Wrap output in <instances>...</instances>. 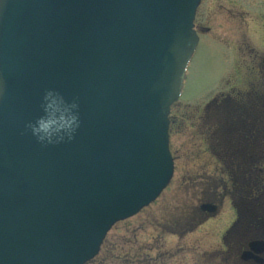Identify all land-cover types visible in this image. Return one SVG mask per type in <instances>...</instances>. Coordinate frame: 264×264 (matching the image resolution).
I'll list each match as a JSON object with an SVG mask.
<instances>
[{
    "label": "water",
    "instance_id": "95a60500",
    "mask_svg": "<svg viewBox=\"0 0 264 264\" xmlns=\"http://www.w3.org/2000/svg\"><path fill=\"white\" fill-rule=\"evenodd\" d=\"M200 1L0 0V264H87L168 186ZM49 88L78 98L71 141L27 127Z\"/></svg>",
    "mask_w": 264,
    "mask_h": 264
},
{
    "label": "flooded vegetation",
    "instance_id": "af4514ba",
    "mask_svg": "<svg viewBox=\"0 0 264 264\" xmlns=\"http://www.w3.org/2000/svg\"><path fill=\"white\" fill-rule=\"evenodd\" d=\"M239 26L244 38L235 51L252 54L251 63L243 67L250 74L217 97L211 112L198 113V121L221 122L224 117L225 124L186 130L191 138L184 140L174 157L183 183H192L195 190L199 186L201 196H196L194 207L179 213L173 232L176 246L162 247L172 264H264L263 56L248 45L242 17ZM221 110L227 113L222 115ZM182 121L177 119L179 125ZM206 188H211L208 196L212 198H204ZM225 202L229 207L220 215ZM211 220L223 227L218 242L206 247L199 240L185 241Z\"/></svg>",
    "mask_w": 264,
    "mask_h": 264
},
{
    "label": "rangeland",
    "instance_id": "374dc122",
    "mask_svg": "<svg viewBox=\"0 0 264 264\" xmlns=\"http://www.w3.org/2000/svg\"><path fill=\"white\" fill-rule=\"evenodd\" d=\"M240 17L247 23V43L263 56L261 60L264 66V0L200 1L194 20L199 43L188 64L180 99L170 110L172 123L169 135L173 158L179 146L190 137L186 130H203L215 123L225 124L224 117L221 122L215 119L198 121V115L211 112L212 103H216L217 97L250 74L243 67L251 63L252 54L249 51H235L244 38V29L239 26ZM230 49L234 54H230ZM220 113L224 115L227 110ZM179 118L183 120L179 122L180 125L177 123ZM174 165L171 182L160 197L139 214L117 223L108 232L98 259L93 264H172L163 255V245L176 246L178 239L173 232L176 231L174 227L179 213L194 207L198 203L196 196H201L199 186L195 190L192 183H183L177 163ZM209 190L211 188H206L207 193L202 197L210 198ZM193 195L195 197L192 198ZM223 205L224 212L220 215L229 207L227 202ZM221 230L222 225L211 220L194 234L188 235L185 241L191 243L199 240L202 246L208 247L218 242Z\"/></svg>",
    "mask_w": 264,
    "mask_h": 264
},
{
    "label": "clouds",
    "instance_id": "9594fccd",
    "mask_svg": "<svg viewBox=\"0 0 264 264\" xmlns=\"http://www.w3.org/2000/svg\"><path fill=\"white\" fill-rule=\"evenodd\" d=\"M42 100L59 101L56 112L59 115L40 116L27 125L32 136L44 145H54L75 139L80 127L79 101L73 98L70 102L53 88L46 89ZM48 108L45 107L47 112Z\"/></svg>",
    "mask_w": 264,
    "mask_h": 264
},
{
    "label": "trees",
    "instance_id": "16d2710c",
    "mask_svg": "<svg viewBox=\"0 0 264 264\" xmlns=\"http://www.w3.org/2000/svg\"><path fill=\"white\" fill-rule=\"evenodd\" d=\"M95 259H98V258L96 257ZM95 259L93 261H91L89 264H93L94 261H96ZM97 264H102V263H97Z\"/></svg>",
    "mask_w": 264,
    "mask_h": 264
}]
</instances>
